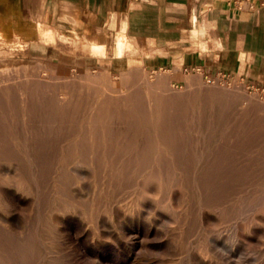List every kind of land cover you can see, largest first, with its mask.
Masks as SVG:
<instances>
[{
	"label": "rangeland",
	"instance_id": "obj_1",
	"mask_svg": "<svg viewBox=\"0 0 264 264\" xmlns=\"http://www.w3.org/2000/svg\"><path fill=\"white\" fill-rule=\"evenodd\" d=\"M151 261L264 264V90L2 51L0 264Z\"/></svg>",
	"mask_w": 264,
	"mask_h": 264
},
{
	"label": "crops",
	"instance_id": "obj_2",
	"mask_svg": "<svg viewBox=\"0 0 264 264\" xmlns=\"http://www.w3.org/2000/svg\"><path fill=\"white\" fill-rule=\"evenodd\" d=\"M69 70L239 76L264 90V0H0V53Z\"/></svg>",
	"mask_w": 264,
	"mask_h": 264
},
{
	"label": "bare ground",
	"instance_id": "obj_3",
	"mask_svg": "<svg viewBox=\"0 0 264 264\" xmlns=\"http://www.w3.org/2000/svg\"><path fill=\"white\" fill-rule=\"evenodd\" d=\"M200 82V81H199ZM215 85V84H214ZM205 88V87H204ZM242 89V88H241ZM123 94V93H122ZM173 94V93H172ZM242 94H243V97H244V101L243 102H245L246 104H247V100H245V99H249V98H251V97H255L256 96V94H248V93H246V91H245V89H243L242 90ZM127 100V99H126ZM245 103H244V105H245ZM160 105V104H159ZM117 107V106H116ZM243 108H247V106H242V109ZM256 111V110H255ZM244 112V111H243ZM262 112V111H261ZM62 146V145H61ZM72 155V154H71ZM200 160V159H199ZM115 161V160H114ZM119 172V171H118ZM194 174H196V172L194 173ZM181 182V181H180ZM194 183V182H193ZM204 186V185H203ZM124 189V188H123ZM90 191V190H89ZM80 193V192H79ZM111 193V192H110ZM113 193V192H112ZM83 196V195H82ZM178 196V195H177ZM201 198V197H200ZM133 201V200H132ZM177 201V200H176ZM111 204V203H110ZM112 207V206H111ZM202 210V209H201ZM117 216V215H116ZM145 217V216H144ZM166 220V219H165ZM243 220V219H242ZM250 221H251V219H250ZM237 222V221H236ZM159 225V224H158ZM204 225V224H203ZM236 231V230H235ZM207 233V232H206ZM235 235V234H234ZM196 237V236H195ZM260 237V236H259ZM243 238V237H242ZM223 248V247H222ZM225 250H227L226 248H225ZM135 251V250H134ZM227 252V254L228 255H230V253H231V251L230 250H227L226 251ZM240 254V253H239ZM227 256V255H226ZM251 261V260H250ZM159 263V261H151V263L150 264H158ZM233 263V262H232ZM235 264V263H234ZM249 264V263H248ZM252 264V263H251ZM256 264V263H255Z\"/></svg>",
	"mask_w": 264,
	"mask_h": 264
}]
</instances>
